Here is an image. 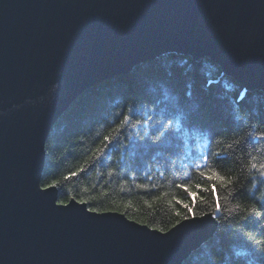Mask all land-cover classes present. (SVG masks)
Masks as SVG:
<instances>
[{
    "label": "water",
    "instance_id": "obj_1",
    "mask_svg": "<svg viewBox=\"0 0 264 264\" xmlns=\"http://www.w3.org/2000/svg\"><path fill=\"white\" fill-rule=\"evenodd\" d=\"M165 52L264 94V0H0V264H182L212 236L210 218L159 232L40 184L70 103Z\"/></svg>",
    "mask_w": 264,
    "mask_h": 264
},
{
    "label": "trees",
    "instance_id": "obj_2",
    "mask_svg": "<svg viewBox=\"0 0 264 264\" xmlns=\"http://www.w3.org/2000/svg\"><path fill=\"white\" fill-rule=\"evenodd\" d=\"M130 109L136 115L124 122L120 113ZM158 121L172 130L160 139ZM261 122V91L246 89L209 57L165 52L92 85L70 103L47 135L40 184L55 181L58 202L84 200L88 208L116 209L166 231L186 214L176 201L189 202L177 185L208 184L195 167L204 154L247 139L223 162V174L235 178V189L244 194L234 196L233 186L220 190L224 208L218 226L182 264H264V217L248 215L252 208L264 214ZM104 136L116 143L100 154ZM200 195L196 215L211 211L210 191Z\"/></svg>",
    "mask_w": 264,
    "mask_h": 264
},
{
    "label": "snow or ice",
    "instance_id": "obj_3",
    "mask_svg": "<svg viewBox=\"0 0 264 264\" xmlns=\"http://www.w3.org/2000/svg\"><path fill=\"white\" fill-rule=\"evenodd\" d=\"M121 116H123V121L127 122L130 119H133L134 116L136 115L135 111L133 109L129 110V113L125 115L123 112L120 113ZM139 124L140 121H137ZM264 123V122H261ZM177 130H179V124H177ZM118 131H122V129H118ZM172 130L170 128L165 127V123L162 121H158V127L156 128V132H158L160 135L157 137V139H160L161 137L167 136ZM233 133L235 132V129H232ZM224 135H227V133H224ZM258 139H264V137H259ZM104 147L99 149L98 152L100 154L103 153V151L114 145L116 143V138L112 137L110 138L109 136H104ZM211 142V141H210ZM247 139L244 140H236L234 145H228V150L225 151H218V152H211L209 151L208 153L204 154L203 159L200 163H197L195 167L200 170L199 175L204 178L205 180L208 181L207 186L205 187L203 184L197 183L195 185H189V184H181L177 185L178 188H181L185 193L188 194L189 202H183L177 200L176 203L182 204V206L186 210V214L182 215L177 212V216H181L180 219L176 220V223L173 224L171 227L176 228V227H182L184 221H196L197 219L203 220L205 218H210L213 221H216L217 215L220 214L223 211L224 205L222 203V198L220 195V190L225 189L229 186L234 187V192L233 195H243V190L242 189H235V185L237 184V180L233 177H230L228 175L223 174L225 171V168L223 166V162L226 160L231 159V154L234 153L237 149L241 147V144H246ZM127 147V146H126ZM255 157H251V160H255ZM216 162V166L214 167L212 165V161ZM252 169H257V165L255 163L251 164ZM83 169H80L78 171H82ZM259 174L261 177H264V164L259 166ZM77 173L73 172L71 175L75 176ZM67 179V177H66ZM260 183L264 184V179L260 181ZM56 182L54 181L52 184H45L44 189H48L51 187H55ZM137 187H142L141 185H138ZM194 189V190H193ZM211 193V211L210 212H205L202 213L199 217L196 215L195 212V207L197 201H203L204 197L200 195L201 192H209ZM71 199V198H70ZM155 199H159L158 197ZM80 204H85L87 203L84 200H79L77 201ZM61 205L66 206L67 201H60L59 202ZM214 205V207H213ZM260 206L264 208V201L260 202ZM239 207V205H237ZM88 211L91 213L97 212V209L95 208H88ZM105 212H115L117 211L116 209H104ZM121 215H124L123 212H120ZM253 214H256L258 217H264V214L258 213L256 208H252L248 210V215L251 216ZM130 220H134L135 223L141 224V225H146L145 221H140V220H135L133 217H129ZM247 219V217H245ZM218 226V225H217ZM156 231L163 232L164 229H155ZM221 261H223V257L221 256Z\"/></svg>",
    "mask_w": 264,
    "mask_h": 264
}]
</instances>
